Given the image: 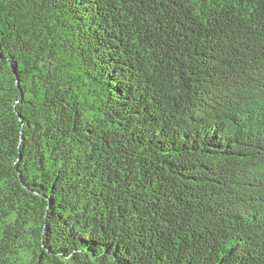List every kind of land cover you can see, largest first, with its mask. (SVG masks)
Wrapping results in <instances>:
<instances>
[{
  "label": "trees",
  "instance_id": "1",
  "mask_svg": "<svg viewBox=\"0 0 264 264\" xmlns=\"http://www.w3.org/2000/svg\"><path fill=\"white\" fill-rule=\"evenodd\" d=\"M0 264H264V0H0Z\"/></svg>",
  "mask_w": 264,
  "mask_h": 264
}]
</instances>
